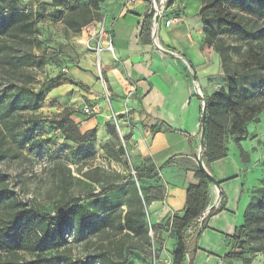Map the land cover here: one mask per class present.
Here are the masks:
<instances>
[{"label":"trees","instance_id":"16d2710c","mask_svg":"<svg viewBox=\"0 0 264 264\" xmlns=\"http://www.w3.org/2000/svg\"><path fill=\"white\" fill-rule=\"evenodd\" d=\"M174 1L170 0L169 6ZM104 2L105 0H95L92 7L100 11ZM151 8L150 3L148 9ZM232 10L256 12L262 16L264 0H212L201 9L200 14H210L206 18L201 17L205 25V43L218 53L225 79V86L211 95L205 94L204 98L206 115L203 161L208 169L212 163L228 157L229 138L233 139V143L240 150L242 161L247 163L241 143L248 136V125L258 122L264 112V30L248 29ZM75 11L83 13L82 15L87 14L84 9L74 6L65 14L63 22L77 32L96 20L95 17L83 16L79 20L73 15ZM152 27L153 11L146 17L142 29V36L146 35L148 39L147 44H152ZM224 30L235 40L248 42L251 47L243 53L237 48L230 49L221 37L220 32ZM36 35L35 13L32 10H20L16 2L9 3L6 8L0 5V67L13 68L21 74H24L27 67H34L37 64V55L14 52L6 39L12 36L20 42H25L29 37L36 38ZM34 78L30 76L31 81H34ZM256 80L259 84H256ZM69 81L76 84L73 79ZM43 99L42 90L36 91L12 83L0 90V159L5 153L4 142L8 137L18 141L20 145L31 142L29 137L33 135L39 118L22 115L36 109ZM73 113L72 109L66 108L55 120L65 139L76 144L91 145L96 142L97 130L82 133L79 125L71 119ZM21 118L25 119V122L21 123ZM109 126L111 135L118 137L114 125ZM157 132H174V129L162 124ZM180 133L190 138L187 133ZM120 152L123 150L120 149ZM156 176L157 169L152 165L144 174L135 170V177L128 176L132 194L125 204L126 211L108 209L93 214L86 205L75 200L55 216H51L41 213L34 206L25 207L19 203L6 185V176L0 172V264H20L19 261L13 262L8 258L23 252L35 255V260L23 264H78L73 260L65 262L61 257L62 250L69 245L71 233L77 238L90 233L101 238L102 244L108 242L109 245L97 256L100 264H125L128 253L135 250L143 253V264H149L155 237L150 235L146 207L163 199L151 198L143 189L140 193L134 178L150 180ZM195 177L198 183L190 185L187 189L184 213L161 222L170 227L176 241L172 253L173 264H186L188 257L189 264H193L200 236L208 227L207 221L226 207L223 202L218 210H212L202 227H199L197 220L210 205L211 184L201 170H196ZM113 188L118 186H109L98 195L88 198H98ZM252 207V203H249L244 215V224L236 230L232 237V248L223 259L229 264H251L252 260L247 259L243 252L244 244L251 233H264V199L257 204V211L251 212ZM48 251L55 253L47 256ZM3 253H6V257Z\"/></svg>","mask_w":264,"mask_h":264},{"label":"crops","instance_id":"0c3cea01","mask_svg":"<svg viewBox=\"0 0 264 264\" xmlns=\"http://www.w3.org/2000/svg\"><path fill=\"white\" fill-rule=\"evenodd\" d=\"M150 3L151 0L131 4L127 0H105L101 5L111 25L115 50V57L109 52L100 56L108 88L96 77V59L90 54L83 61L84 70H69L70 79L76 84L61 81L52 94L61 102V110L74 111L71 119L82 133L97 130L99 144L110 139L108 126L113 125L111 118L117 116L120 134L130 138L142 159H149L168 183L164 199L149 209L152 223L160 224L184 213L187 189L198 183L192 139L201 129L203 105L196 90L199 88L202 95H211L224 82L219 81L220 61L213 48L205 43V25L198 0H175L168 8V19L175 22L169 27L162 24L157 31V40L164 52L153 42L147 44L146 35L142 36L143 24L151 12ZM91 25L84 32L86 37L95 27ZM87 102L97 106L99 114L86 117L80 108ZM162 124L172 127L174 132H157ZM232 151L229 146L228 157L212 163L209 169L206 167L215 181V186L210 185L206 214L218 210L223 202L226 207L207 221L193 264H229L223 259L232 248L236 230L244 224L253 186L250 164L236 154L231 156ZM175 245L173 237L165 239L168 254L173 253Z\"/></svg>","mask_w":264,"mask_h":264},{"label":"rangeland","instance_id":"374dc122","mask_svg":"<svg viewBox=\"0 0 264 264\" xmlns=\"http://www.w3.org/2000/svg\"><path fill=\"white\" fill-rule=\"evenodd\" d=\"M94 1L0 0V5L4 8L8 7L9 3L16 2L18 9L32 10L35 13L36 38L35 36L29 37L25 42H20L12 36H8L6 40L13 47L14 52H29L38 57L36 59L37 64L34 67H27L24 74L16 72L13 68L0 67V90L12 83L19 87L25 86L29 89L44 92V99L41 104L36 109L22 115L27 117L33 115L39 118L33 135L29 137L31 142L20 145L18 141L8 137L4 142L5 153L0 159V172L6 176V185L19 203L25 207L34 206L46 215L55 216L58 211L75 200H78L82 205H86L93 214H99L108 209H114L118 212L121 210L126 211L125 204L132 194L128 176L135 177V170L144 174L146 169L151 166L150 160L142 159L140 151L132 145L130 138L123 137L119 132L120 129L115 125L118 137L112 136V130H108L110 134L108 142L99 144L96 141L90 145L67 141L55 124L57 116L65 109L61 110V102L54 98L55 96L52 94L54 88L61 81L70 80V69L84 70L86 66L83 61L90 54L94 55L87 48L88 36L86 37L84 32L88 30L91 24V27L95 26L94 22H99L105 16L101 10L92 7ZM211 1L198 0L200 13L205 4ZM74 6L87 11L85 15L78 11L73 12V15L78 17L79 20L82 19V16L85 18L95 17L96 19L80 32L75 31L73 27L63 22L65 14ZM170 6L172 7V5ZM232 12L236 11L232 10ZM236 13L248 29L264 30V12L262 16L256 12L250 13L248 11H237ZM209 15L208 13L200 14L204 18ZM88 33L90 34V32ZM220 33L230 49L237 48L243 53L251 47L248 42L235 40L232 35H229L228 31L224 30ZM213 52L220 61L218 53L214 49ZM95 59L94 71L96 77L101 84H104L106 89L108 87L105 84V73L102 68L100 73L99 61L96 56ZM63 69H66V71H63ZM30 76L35 77L34 81L30 80ZM219 78H221L219 81L225 83L222 67ZM255 82L259 84L258 80ZM220 89V87H216L215 92ZM199 90V88L196 90L198 96L205 98V93L202 95ZM87 104L90 103L87 102ZM80 110L83 113V108H80ZM204 120L203 106L201 129L192 139L196 170H201L198 160L204 152V149H201V146L205 143ZM20 122H25V119L21 118ZM108 129H110V126H108ZM227 144L233 148L231 156L236 154L237 157H241L240 150L233 143L232 138L228 139ZM241 144L245 152V159L250 164L249 173L253 185L251 186V183H249V188L252 187L250 203L253 205L250 211L255 212L259 201L264 199V112L260 115L258 122L248 125V136ZM120 149L123 152H120ZM134 181L140 193L143 189L149 193L151 198L164 199L168 183L159 174L150 180L134 178ZM210 184H212L211 180ZM112 185L118 186V188H113L98 198H88L91 195H98L102 190ZM246 195L248 197V194ZM157 202H153L151 205ZM151 205L147 206L146 209L148 211L150 235L155 237V243L148 259L149 264H173L172 254H168V251L166 252L164 248L165 239L173 237L170 227L165 222L152 223L149 216ZM86 233L88 232L86 231ZM100 240L101 238L90 233L79 238L71 233L69 245L62 250L61 257L65 259V262L73 260L78 264H100L97 256L100 251H103L109 245L107 241H103L102 244ZM243 252L247 259L252 260L251 264H264V233H251L244 244ZM54 253V251H48L46 255L50 256ZM132 253H135V255ZM5 254L3 253V256L6 257ZM8 259L23 264L35 260V255L23 252L12 255ZM143 259V253L135 250V252L128 253L124 263L143 264Z\"/></svg>","mask_w":264,"mask_h":264},{"label":"built area","instance_id":"2783aa9c","mask_svg":"<svg viewBox=\"0 0 264 264\" xmlns=\"http://www.w3.org/2000/svg\"><path fill=\"white\" fill-rule=\"evenodd\" d=\"M138 0H127V4L135 3ZM169 1L170 0H151V11H153V27H152V42L153 45L159 50L163 52L161 49L158 40H157V31L161 27V25H165L166 27L171 26L175 19H168L167 12L169 8ZM87 48L93 53L99 61L98 68L100 69L101 73V65H100V56L104 52H109L113 57H115V50L113 46V41L111 38V25L108 21L107 16H103L99 22H95V27L92 29L91 33L88 36V43ZM169 55H174L173 52H168ZM66 71V69H63ZM200 92V90H199ZM202 94V93H200ZM202 102L203 106L205 107V101L203 96ZM83 114L86 117H94L96 114H99V108L92 104H86L83 107ZM113 125L117 126L118 129L120 128V121L116 115L112 118ZM207 214L206 212L203 213L197 220V224L199 227H202L204 220L206 219Z\"/></svg>","mask_w":264,"mask_h":264},{"label":"water","instance_id":"95a60500","mask_svg":"<svg viewBox=\"0 0 264 264\" xmlns=\"http://www.w3.org/2000/svg\"><path fill=\"white\" fill-rule=\"evenodd\" d=\"M164 52V50H163ZM205 107H206V103H205ZM205 107H204V115H206V112H205ZM204 124H205V120H204ZM205 135V133H204ZM203 149H204V145H202ZM201 161H203V154H201ZM204 162V161H203ZM205 165V164H204ZM200 168H201V171H203L206 175H207V178L208 180L210 181V174L208 173L207 169H206V165L204 166V168L200 165Z\"/></svg>","mask_w":264,"mask_h":264},{"label":"bare ground","instance_id":"6f19581e","mask_svg":"<svg viewBox=\"0 0 264 264\" xmlns=\"http://www.w3.org/2000/svg\"><path fill=\"white\" fill-rule=\"evenodd\" d=\"M162 49V48H161ZM201 149H203V147L201 146ZM201 155H200V157H199V160H198V163H199V165H201L203 168H204V162L203 161H201ZM210 179H211V181H212V184L215 186V181H214V179H213V177H211L210 176Z\"/></svg>","mask_w":264,"mask_h":264}]
</instances>
